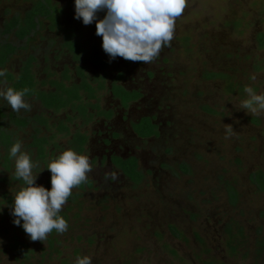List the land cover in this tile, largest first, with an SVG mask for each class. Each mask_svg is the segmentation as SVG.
<instances>
[{
	"label": "rangeland",
	"instance_id": "obj_1",
	"mask_svg": "<svg viewBox=\"0 0 264 264\" xmlns=\"http://www.w3.org/2000/svg\"><path fill=\"white\" fill-rule=\"evenodd\" d=\"M53 1L69 27L83 26L82 39L88 43L82 45L80 59L75 61L64 54L55 59L52 50H59V46L51 47L47 38L59 36L46 31L43 34L47 38L43 34L36 36L34 45L18 50L15 59L2 69L17 72L31 53L37 58L33 69L39 79H59L64 69L72 79L81 81L77 73L80 71L86 81L82 85L89 84L81 85L85 87L81 91L84 100L94 95L85 103L100 107H90L88 117L72 113L73 122H66L70 131L75 132L76 124L91 139L112 131L118 143L137 144L146 179L131 187L114 164L110 170L107 162L101 166L93 161L87 177L93 180L94 188L88 189L80 204L67 201L62 211L73 206L68 230L50 233L43 242L32 241L21 226L13 223L12 204L4 201L5 192L14 199L20 183L14 180L9 185L0 180V264H62L65 259L76 264L77 257L85 255L92 258V264H264V110L246 113L241 109L248 99L245 88L227 93L224 78H202L206 69L222 70L221 75L232 74L245 87L264 94V48L257 42V32L264 31V0H188L176 20L174 39L164 47L160 58L146 65L129 66L127 74L135 79L130 83L142 87L147 102L160 100L159 107L172 121L164 137L142 140L141 144L129 135L131 121L138 120V115L134 113L125 120L121 113L124 107L110 98L107 86L121 70H126L124 58L110 60L102 49V37L96 35L95 21L86 26L69 14L72 8L68 9L67 0ZM29 4L30 0H0V18L7 16V9L13 14ZM97 15L103 18L105 12ZM92 49L101 54L105 65L90 60L96 57ZM151 67L157 71L156 76L146 78L144 72ZM253 76L255 80L250 79ZM6 87L2 83L0 89ZM3 102L0 98V105H8ZM29 103L36 111L40 106L37 101ZM107 107L113 112L117 109L113 119L102 115L100 110ZM212 109L217 114L207 113ZM67 110L52 114V123L65 118ZM254 117L259 121L251 120ZM20 135L22 150L26 151L28 133L22 131ZM69 138V134L57 133L56 141L63 148L47 145L54 153L33 171L46 168L68 149ZM171 139L174 145H165ZM166 147L172 150L165 152ZM13 164L15 171L14 160ZM109 170L112 176L106 178ZM4 175L10 178L12 172L0 171V178ZM113 175L121 180L113 182ZM49 178L50 171L44 169L36 182ZM173 223L183 236L174 234ZM16 235L33 249L28 257L12 249L10 244Z\"/></svg>",
	"mask_w": 264,
	"mask_h": 264
},
{
	"label": "trees",
	"instance_id": "obj_2",
	"mask_svg": "<svg viewBox=\"0 0 264 264\" xmlns=\"http://www.w3.org/2000/svg\"><path fill=\"white\" fill-rule=\"evenodd\" d=\"M52 2L54 1L30 0V6H27L23 10L18 9L14 11L13 14L10 9L6 10L7 16L0 18V69L4 68L7 64L9 65L11 61L15 59V55L18 50L20 51L21 48H27L31 45H34V42L37 40L36 36L41 35L46 31L53 32L56 36H59L47 38V36H44V34L42 35V37H46L47 40H49V45L51 47L56 45L59 46V50H52L53 53L56 54L54 57L55 59L58 58L60 54L70 55L75 61L80 59V53H84L82 52L84 48L82 45L84 43H88L82 39L84 34L83 26L79 25L78 28H74L73 26L69 27L67 21H64L66 19H64V16H62L63 14H58L59 12L57 7L52 5ZM66 5L69 7L68 9L72 8L70 11L71 13L69 14L75 15L74 0H67ZM74 15L72 17H74ZM239 26L240 22L237 24V27ZM11 36L15 38L17 45L15 42L10 40L12 39ZM257 42L259 43V47L264 48V31L257 32ZM85 48H87V46ZM92 50L95 51L96 57H91L90 60L94 63L105 65L103 63L101 54H99L96 49ZM72 52L74 55H72ZM45 59L48 60L49 58L45 57ZM36 60V56L30 53L28 57L22 61V65L17 72L6 70V86L13 87L17 90L24 88L29 89V92L25 97L26 101H28L27 103H29V101H37L40 104V106L37 108V111L33 109L34 105L29 103L31 106L30 110L21 109L20 112L13 111L9 105H0V166L3 167L0 169V171L3 173L5 170L10 173L12 172V176L9 175L10 178L4 175L2 178H0V180L5 181L9 185L13 183L14 180L18 181L15 177V171H13L14 158L9 157V152L11 146L16 141H20L22 138L20 135L22 131H27L29 137V141L26 146H24V148L26 149V152L31 155L32 160L36 162L38 166L41 163H46L47 156H52L55 151L54 149H50L49 152L47 145L51 147L63 148V146L60 145V142L56 141L57 133H64L65 135L69 134V148H72L79 153H83L87 144L88 135L84 132H81L79 130V126L76 124H73L75 127V132L70 131L71 128L66 124V122L68 120L73 122V114H75L77 117H88L87 115L92 112L90 107H98L96 104L85 103L89 98L92 99V96L94 95L90 97L88 96L89 98H87L86 101L84 100L81 91L83 90L82 88L85 87H81V85L86 81L84 82L83 79L85 77L81 75L80 71L77 73L81 81L72 79L73 77L66 70L64 71V69H62L63 71L61 78L59 79L56 78L49 80L47 77L39 79L33 69ZM65 66L69 68V65L65 64ZM205 71V74L202 73L203 79L224 78L227 82L222 79L220 80H222L223 84L225 83L224 87H226V90H224L227 93H234L237 91V88H239L240 91H242L241 89L245 88L244 84H242L240 81H236L232 74L226 73V76L221 75L220 72H223L222 70L213 71L206 69ZM50 76L52 75L50 74L49 77ZM1 84L2 83H0V86ZM85 85L83 84L82 86ZM91 85H93V82H91ZM117 91L118 92H116V96L124 98L123 100L125 101V104H128V101L131 100V97H135V95L130 97V93L126 92L124 88L119 87ZM93 98H97V96ZM3 103H5V101ZM66 108L68 110L65 118H58L57 122L52 123V114L61 112ZM69 110L72 112H68ZM217 112L216 110L212 109L211 112L207 113L217 114ZM251 120L259 121L257 117H254ZM142 121V125L138 126L136 130L140 137L147 135H157L158 130L156 124L145 118ZM54 129H56V131ZM193 129L194 128H190L189 130L193 131ZM169 142L170 144L174 145L172 139L169 140ZM167 150L170 152L172 148H167ZM114 158L116 166L125 175V178L129 180L131 187L139 186L145 181L146 172L144 168L139 165L135 157H131L129 159H124L122 157ZM238 161L240 162L239 158ZM187 163L190 167V163L188 161ZM50 179L51 173L50 178L47 181L43 183H36L50 189ZM18 182L22 187L23 181L20 180ZM90 188H94V182L91 178L87 177V180L84 183L72 190V195L68 198V200L72 204H80V201L86 195V193H88V189ZM4 197V201H6L8 204H12L13 198L12 196H9V193L5 192ZM71 208H73V206L69 205L66 211H61L60 213V215L63 216L67 222H69L71 219V215L69 213ZM5 213H7L6 210ZM173 225L174 226H172V229L174 234L177 233L178 235L180 234L183 236V232L180 230V228L174 223ZM228 232L231 231L229 230ZM52 233L54 234L55 230H53ZM240 235H243V230ZM197 236L201 241H203L199 235ZM232 236L234 237L235 234H232ZM231 240L233 239H230L229 243ZM12 241L13 243L10 244L12 249L20 252L25 257H28V255L33 251L30 245L20 240L17 235L13 237ZM62 264L70 263L68 259H65L63 260Z\"/></svg>",
	"mask_w": 264,
	"mask_h": 264
},
{
	"label": "clouds",
	"instance_id": "obj_3",
	"mask_svg": "<svg viewBox=\"0 0 264 264\" xmlns=\"http://www.w3.org/2000/svg\"><path fill=\"white\" fill-rule=\"evenodd\" d=\"M188 0H74V18L84 25L95 21L96 35L102 37V49L114 60L152 63L174 39L176 20L183 14ZM104 11L103 18L98 12ZM6 70L0 69V83H6ZM255 80V76L250 77ZM248 96L242 110L257 113L264 110V94H258L251 86L244 89ZM29 89L13 87L0 89L2 98L15 112L30 110L26 102ZM9 157L15 161V177L23 186L15 194L11 206L13 223L21 226L32 241H45L55 230L63 234L69 228L60 215L72 190L87 180L91 171L90 158L68 148L51 160L46 168L51 173V188L36 183L38 167L29 153L22 150V142L16 141ZM2 210V208H0ZM2 243V241H0ZM76 264H92V258L77 257Z\"/></svg>",
	"mask_w": 264,
	"mask_h": 264
},
{
	"label": "flooded vegetation",
	"instance_id": "obj_4",
	"mask_svg": "<svg viewBox=\"0 0 264 264\" xmlns=\"http://www.w3.org/2000/svg\"><path fill=\"white\" fill-rule=\"evenodd\" d=\"M165 50V48L161 49ZM160 52V53H161ZM160 58V57H158ZM125 60V59H124ZM158 60V59H157ZM155 61L156 63H153V66H155L157 64L158 61ZM162 61V59H161ZM126 63V70L124 69L123 72L121 70V72L119 73V75L117 76L116 80H114V82L111 84L109 83L108 89L110 90L111 99H116V101L118 100V102H120V105H122L123 111L121 113H124V115L126 116L125 120L130 119L132 114L136 113V116L138 115V120H134L131 121L132 122V126H130L132 132L129 133V135H131L134 139H136L139 144H141L143 141L142 140H147V139H154V140H159L162 137H164V134H167V131L170 130L169 127L172 124V121L168 118V114H165L166 112H162V108L161 106L159 107V102L157 99L155 100L156 102H152V101H148L145 98L146 94L145 92H143L142 87L133 83L132 81H134L135 79L132 78V75H130V73L127 74V72H130V67L132 64H136L137 66L144 64L146 65L145 62H141V61H131V60H125ZM123 73V74H122ZM145 73L146 78H154L156 76L157 71L154 70V67H151V69H148ZM151 74V75H150ZM136 78V76H135ZM131 81V83H130ZM105 87V85H104ZM124 88L126 90V92L130 93V97L135 95V97H131V100L128 101V104H125V101L123 100L124 98L118 97L116 96V92H118V88ZM125 96V95H124ZM110 103V102H109ZM98 107H100L98 104H96ZM138 107V108H137ZM97 108V107H94ZM121 108V106H120ZM167 109V108H166ZM114 112L112 110H109L108 107L107 109L104 110H100L102 115H105L108 119H113L112 116H115V114L117 115V109H113ZM137 110V111H136ZM149 119L151 120L154 124L157 125V130L158 133L157 135H147V136H143L140 137L136 130L137 127L135 126L136 124H138L140 122V120L143 119ZM124 121V120H123ZM109 131H111V128L108 129ZM170 135L173 134V132H168ZM98 134V133H97ZM117 135L116 133H112L108 132L105 134H101V138L99 137V139H95V138H88L87 140V144L85 147V151L84 153H87V155H89L92 160H90L91 164L93 163V161L98 162V164L101 166L103 165L102 162H107L106 163V167L108 169H112V165L114 164V166L120 171V173L123 175V177L125 178V175L121 172V170L116 166L115 162H114V157H122L124 159H129L131 157H135V159L138 161L139 165L141 166V161H140V153L138 152L139 148L137 144H127L125 143H118L117 142V137L115 136ZM169 135V136H170ZM91 139V140H90ZM165 140H167V138H165ZM170 142L169 140L166 141L165 145H168ZM117 144V145H116ZM126 144V145H124ZM171 149L172 147H166V150ZM165 152H168V150ZM152 152V151H151ZM109 162H112L111 167H108L107 165L109 164ZM105 166V165H103ZM143 167V166H141ZM110 169V170H111ZM107 174L106 178H110L112 175L110 173ZM115 175H120L118 172L114 173ZM115 175H113L114 179L113 182H116L118 180H121L120 178H116Z\"/></svg>",
	"mask_w": 264,
	"mask_h": 264
}]
</instances>
